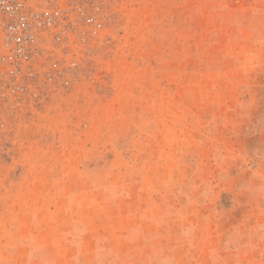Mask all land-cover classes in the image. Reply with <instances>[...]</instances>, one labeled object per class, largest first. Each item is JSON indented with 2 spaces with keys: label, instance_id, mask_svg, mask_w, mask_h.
<instances>
[{
  "label": "rangeland",
  "instance_id": "rangeland-1",
  "mask_svg": "<svg viewBox=\"0 0 264 264\" xmlns=\"http://www.w3.org/2000/svg\"><path fill=\"white\" fill-rule=\"evenodd\" d=\"M83 1L0 74V264H264V0Z\"/></svg>",
  "mask_w": 264,
  "mask_h": 264
},
{
  "label": "built area",
  "instance_id": "built-area-1",
  "mask_svg": "<svg viewBox=\"0 0 264 264\" xmlns=\"http://www.w3.org/2000/svg\"><path fill=\"white\" fill-rule=\"evenodd\" d=\"M70 10V0H0V74L31 61L47 39L69 33Z\"/></svg>",
  "mask_w": 264,
  "mask_h": 264
}]
</instances>
